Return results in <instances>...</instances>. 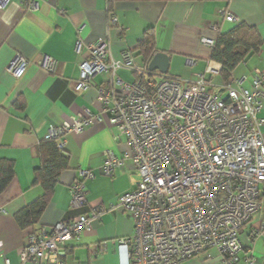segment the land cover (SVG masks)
<instances>
[{
  "label": "built area",
  "instance_id": "1",
  "mask_svg": "<svg viewBox=\"0 0 264 264\" xmlns=\"http://www.w3.org/2000/svg\"><path fill=\"white\" fill-rule=\"evenodd\" d=\"M10 0H0V8ZM28 9L37 0H19ZM109 27L117 26L113 13ZM216 33L219 29L212 26ZM121 32V30H120ZM201 42L213 46L214 40ZM81 47L76 40L75 51ZM88 55L79 65L75 90L90 86L97 74L108 73V84L97 86L99 114L88 109L70 122L50 125L46 138L63 148L65 136L79 133L95 121L106 122L122 136L126 151H103L101 174L112 177L131 163L139 174L137 186L121 195L108 210L125 213L132 233L117 240L126 248V264H180L215 249L222 264H234L242 247L240 233L256 216H264V139L260 116L264 98V68L253 70L250 88L245 77L230 78L220 86L212 79L219 69H207L211 79L198 74L193 81L152 74L138 66L129 49L118 59L110 56L105 38L87 45ZM49 72L56 61L43 56L38 63ZM26 60L15 55L6 67L14 78L24 74ZM136 73L131 82L117 70ZM225 94L223 97L222 94ZM94 177L88 169L69 187L72 203H87L83 179ZM105 212L101 204L49 230L26 235L19 252L20 263L62 264L67 242L78 240ZM5 264H8L6 261Z\"/></svg>",
  "mask_w": 264,
  "mask_h": 264
},
{
  "label": "crops",
  "instance_id": "2",
  "mask_svg": "<svg viewBox=\"0 0 264 264\" xmlns=\"http://www.w3.org/2000/svg\"><path fill=\"white\" fill-rule=\"evenodd\" d=\"M37 2L34 9L24 7L19 0H10L0 8V159L14 162V178L0 194V264H21L19 252L27 233L17 225L14 215L42 194L41 187L33 185L34 168L39 163V143L46 138L49 126L70 122L85 109L99 114L97 86L108 84V73L95 75L87 89L75 90L80 79L78 65L87 57L89 43L105 38L112 59L129 49L142 67L135 48L144 31L152 27L155 53L170 56L166 76L193 81L198 74L210 80L207 69H220L219 63L210 60L211 47L201 42L202 37L215 40L218 33L244 22L256 27L264 39V0L116 2L112 13L118 24L114 27H109L106 0ZM214 25L218 33L212 30ZM77 39L81 41L78 52ZM17 54L26 60L20 78L6 71ZM43 56L56 61L53 72L38 64ZM256 68H264V46L257 55L238 64L231 78L245 77L243 86L250 88ZM117 76L131 82L135 72L121 68ZM212 81L217 86L222 84L219 76ZM260 116L264 117V98ZM260 130L264 139V124ZM116 132L106 122L95 121L64 138L69 167L60 174L35 228L49 230L58 221L89 212L97 204L105 212L92 223L90 231L67 242L62 264H126V248L117 240L131 235L132 222L127 214L109 211L108 207L132 191L140 177L131 163L117 169L112 177L101 174L103 151L120 154L128 148L122 136L114 139ZM82 169L92 171L94 177L83 179L87 203L75 206L69 187ZM240 240L242 247L234 264H264V216L254 217L242 228ZM209 254L180 264H222L215 249Z\"/></svg>",
  "mask_w": 264,
  "mask_h": 264
},
{
  "label": "trees",
  "instance_id": "3",
  "mask_svg": "<svg viewBox=\"0 0 264 264\" xmlns=\"http://www.w3.org/2000/svg\"><path fill=\"white\" fill-rule=\"evenodd\" d=\"M125 1H195V0H106L107 11L112 13L116 2ZM229 1V0H221ZM264 46V39L256 27L241 22L227 32L218 33L213 46H211L210 60L220 64L219 78L226 82L231 78V73L240 63L257 55ZM154 36L152 27L147 28L135 48L141 56L144 67L155 53ZM152 74L161 75L158 71ZM136 76V73H135ZM166 76V74L164 75ZM20 108L23 105H19ZM69 167V155L63 148H58L57 141L45 138L39 143V163L34 168L33 185L42 189V194L26 205L14 215L17 225L28 234L36 230L40 216L50 202L58 178ZM14 178V162L0 159V194L8 187Z\"/></svg>",
  "mask_w": 264,
  "mask_h": 264
},
{
  "label": "water",
  "instance_id": "4",
  "mask_svg": "<svg viewBox=\"0 0 264 264\" xmlns=\"http://www.w3.org/2000/svg\"><path fill=\"white\" fill-rule=\"evenodd\" d=\"M170 56L165 52H156L148 63V71H158L161 75L168 73Z\"/></svg>",
  "mask_w": 264,
  "mask_h": 264
}]
</instances>
